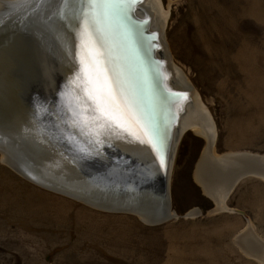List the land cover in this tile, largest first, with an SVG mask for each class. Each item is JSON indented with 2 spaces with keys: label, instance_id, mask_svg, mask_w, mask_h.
I'll list each match as a JSON object with an SVG mask.
<instances>
[{
  "label": "rangeland",
  "instance_id": "obj_1",
  "mask_svg": "<svg viewBox=\"0 0 264 264\" xmlns=\"http://www.w3.org/2000/svg\"><path fill=\"white\" fill-rule=\"evenodd\" d=\"M160 3L171 62L212 119L213 155L264 157V0ZM206 146L191 130L177 142L168 193L178 218L157 226L35 186L0 155V264H264L252 254L264 259V177L243 179L230 211L208 214L194 174Z\"/></svg>",
  "mask_w": 264,
  "mask_h": 264
},
{
  "label": "water",
  "instance_id": "obj_2",
  "mask_svg": "<svg viewBox=\"0 0 264 264\" xmlns=\"http://www.w3.org/2000/svg\"><path fill=\"white\" fill-rule=\"evenodd\" d=\"M144 3L125 0L96 34L135 105L125 123L139 139L98 112L83 78H77L86 54L78 34L87 0H36L19 30L2 32L10 37V55L0 68V153L7 156L3 164L35 186L108 213L139 210L149 216L148 225L157 226L178 218L165 213L171 207L170 167L180 119L194 93L177 87L163 32L152 27ZM144 121L155 129V147ZM250 176L257 175L237 176L226 200ZM106 198H119L137 211L99 207ZM213 203L210 215L230 211ZM188 214L184 218L201 213Z\"/></svg>",
  "mask_w": 264,
  "mask_h": 264
},
{
  "label": "bare ground",
  "instance_id": "obj_3",
  "mask_svg": "<svg viewBox=\"0 0 264 264\" xmlns=\"http://www.w3.org/2000/svg\"><path fill=\"white\" fill-rule=\"evenodd\" d=\"M20 1L22 0H0V68L6 67L10 55V49L8 48L10 37L5 36V33L3 34L2 32L10 30L12 27H15L16 31L19 30L21 25L25 23V17L29 12V8L31 7L30 5L36 2V0H24V3L22 5L9 10L11 4H16ZM144 8L152 17V27L164 32L165 18L167 16V13L165 14L162 11L160 13V0H145ZM6 41L7 43L6 45H4ZM172 67L177 87L186 89L188 87V82L186 81L183 73L174 64ZM189 130L207 140V146L200 161L197 164L194 173L195 180L200 185L202 184L203 190L208 192L209 196L213 199L217 207L227 209L225 206L226 196L228 195L231 186L235 182L237 176L241 175L245 171H254L253 167L254 165H257V163L264 164V157L245 152L227 153L219 157L214 156L213 142L215 135L213 122L206 107L200 102L198 94L193 95L192 103L186 105V111L180 119L179 132L175 138L173 153L181 136ZM0 155L1 160L7 157L5 153H0ZM260 170L261 169H259V171ZM259 171H254L253 174L264 177V174H261L262 172L259 173ZM115 206H119L121 208L129 207L130 209L137 211V208L135 209L131 204L126 203L119 198H106V200H104L99 207L114 209L116 208ZM156 208L159 209V207H155V209ZM95 209L101 210L100 208ZM138 212L139 210L137 211V213L132 212V215L137 216L144 223L151 222L149 216L146 217L142 215V213ZM168 212L170 213V216H176L172 212L171 207H167L165 213L168 214ZM193 213L194 212L188 215L193 216L198 214L199 212L197 211L194 214ZM252 254L258 257L261 262H264V259L262 257L258 256L256 253Z\"/></svg>",
  "mask_w": 264,
  "mask_h": 264
},
{
  "label": "snow or ice",
  "instance_id": "obj_4",
  "mask_svg": "<svg viewBox=\"0 0 264 264\" xmlns=\"http://www.w3.org/2000/svg\"><path fill=\"white\" fill-rule=\"evenodd\" d=\"M124 3L125 0H87L86 6L81 10L82 23L78 34L86 54L80 58L77 78H83L98 112L116 122L118 127L135 139H139L125 123L126 118L135 114V105L124 95L120 74L109 68L110 57L102 50L104 44L96 39V34L103 30L104 20L117 15V10ZM135 118L141 119L139 115H135ZM143 127L149 138L148 143L155 147V129L147 121H144Z\"/></svg>",
  "mask_w": 264,
  "mask_h": 264
}]
</instances>
